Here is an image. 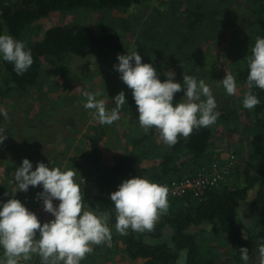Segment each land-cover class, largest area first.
I'll return each mask as SVG.
<instances>
[{
  "label": "trees",
  "instance_id": "16d2710c",
  "mask_svg": "<svg viewBox=\"0 0 264 264\" xmlns=\"http://www.w3.org/2000/svg\"><path fill=\"white\" fill-rule=\"evenodd\" d=\"M148 1L0 0V33L6 32L15 39L24 42L26 47L31 50L34 61L30 69L23 75H17L13 71L12 64L0 61V72L8 77L6 85L9 91H18L28 96L33 91H36L35 94L40 93L42 85L39 76L44 70V58L60 59L66 55L85 58L96 53H117L118 55L126 49L117 27L112 25L90 27L81 22L50 26L44 31L41 39L32 43L26 42L24 36L28 35L33 29L32 27L40 20L49 17L52 13L66 14L82 9L126 12ZM182 2L183 5L188 3L187 0ZM189 2H192V6L191 9L190 7L184 9L185 19L181 14L178 17V20L184 24L180 35L177 36L175 33V37L171 35L170 38H166V35L160 37L155 33L157 31L147 34L146 25L153 27L157 24V19L150 17L147 19L145 27H141L139 30L141 31L139 33L142 34L143 31L142 35L146 33L147 36L144 40H139L140 37L135 39L134 47L141 55L142 63L152 64L161 82L166 79L164 75L167 72L166 68L171 65L176 68L179 66L175 56L178 52H184L185 44L189 40L192 41V50H199L198 45L202 42L206 43L211 40L219 42L218 40H221L227 31L239 36L242 33L240 30L244 31L245 29L244 26H240L239 30L236 27L237 24L234 26L227 23L229 21L225 18H228L232 13L236 14V11L226 12L224 9H212L209 2L203 0H189ZM245 2L255 4L257 27L253 31L252 38L244 41V56L242 57L241 53L235 56L238 60L232 69L237 84L245 88L244 94L248 91L245 83L248 74L247 57L251 54V48L256 38L264 37V0H260L258 3H254V0H245ZM172 17L173 15H170L166 19L171 21ZM227 24H230L231 27H227ZM191 33L193 36L190 35ZM199 36L204 37L200 38ZM193 62L196 61L193 60ZM199 66H195L185 74L199 79L202 73L198 69ZM55 71L60 73L61 67H57ZM175 82L182 83L183 75H179ZM254 92L260 99V104L254 110L230 107L231 100L223 99L217 105L220 116L215 125L194 130L189 138H179L175 146L166 147V149L163 148L162 143L158 142V133L154 129L145 134L139 127L136 119L138 117L137 107L131 90L125 92L127 103L122 107L121 118L118 121L126 125V131L129 134L128 141L132 146L131 151L122 156H115L109 164L104 159H100L99 149L105 131L101 125L96 130V136L89 134L84 137V141H80L82 145H88H84V149H81L78 155L69 157V162L74 170L91 168L100 176L96 192L84 197V201L86 205L88 203L87 207L90 209L110 216L111 231L115 228L116 220L110 194L116 191L118 185L124 180L139 176L159 184L175 179L179 180L191 172L194 174L195 171H186L185 169L182 172L178 171L179 167L188 165L197 171L200 167L209 165L213 159L212 156L215 155V144L227 135L238 137L234 154L242 153L244 149L248 152L242 167L237 163L233 165L229 175L217 186L207 187L203 195L194 197L188 194L168 200V211L160 215L152 230L153 236H148L158 238L166 231L170 234L169 241L149 242L146 241V237H148L146 234L129 231L127 235L113 236L107 252L113 251V255H115L120 251L133 263L141 261L140 264H177L182 256H184L185 264H212L211 260L201 253L196 238L190 233L191 228L201 226L203 223H213L214 231L224 234L225 240L231 248L238 250L237 253L240 248L249 250L248 243L252 239L264 242V118L261 117V114L264 113V91L254 89ZM182 98L183 92L177 93L174 96V103ZM242 101L243 99L241 105ZM240 112L245 117L244 122L239 117ZM75 133H78V129L71 135L72 138ZM10 143H5V147L2 149L4 152L10 150L12 147L9 146ZM70 143L72 144L74 141ZM17 157H13V160L19 162ZM181 158L184 160L180 161ZM155 160L158 161L154 163ZM22 161L23 158H21L19 166ZM10 166L9 160L0 157V168H3L0 174L7 176V180L13 182L11 172L16 169V166L15 164L12 165L15 168ZM85 173L87 170L79 172L78 176L82 177ZM10 181L8 183L7 181L0 182V201L3 199L2 193L11 186ZM254 187H257V192L250 206L257 208L258 211L255 215V226L246 232V226L238 219L237 209L242 202L248 199L249 192ZM243 232L246 233L245 236ZM30 264H40L39 258L34 257Z\"/></svg>",
  "mask_w": 264,
  "mask_h": 264
},
{
  "label": "rangeland",
  "instance_id": "374dc122",
  "mask_svg": "<svg viewBox=\"0 0 264 264\" xmlns=\"http://www.w3.org/2000/svg\"><path fill=\"white\" fill-rule=\"evenodd\" d=\"M182 1L185 0H149L126 12L118 10L82 9L66 14L52 13L49 17L40 20L34 25L30 33L25 35L24 38L29 43L38 41L48 27L65 25L71 22H81L90 27L112 25L117 27V30L121 33V39L126 47L125 51L118 55H126L127 52L137 50L134 47V42L137 37H140L138 38L139 40H144L147 34H152L154 31H157L155 33L160 37L166 35V38H170L171 35L174 36L175 33L177 36L180 35L184 24L178 20V17L181 14V16L184 15L182 18L185 19L184 9L189 7L191 9L192 6V2H189V0H187L189 4L184 3V5ZM203 1L209 2L211 8L215 10L224 9L226 12L236 11V14L232 13L225 19H228L229 22L227 23H231L234 26L237 24L236 27L239 30L241 28L240 26H244V31L240 30L242 33L239 36L227 31L224 37L218 40L219 42L211 40L206 43H200L198 45L199 50H192V41L189 40L185 44L186 49L184 52H178L175 56L179 66L176 68V66L171 65L165 70L167 72L173 71L176 79L179 75H184L195 66L200 65L198 69L202 73L199 79H203L211 86L217 105L223 99H230V107H242L241 100L243 99L245 91L243 86L238 85L237 94L229 96L225 94L222 87L217 86L216 82L221 81L225 77L226 72L232 73L233 65L238 60L235 57L237 54L241 53V56H244V41L252 38L253 31L257 27L255 4L247 3L245 0ZM258 2L260 0H254V3ZM201 7L204 9L202 4ZM170 15H173L171 21L170 19H166ZM150 17L156 18L157 24L153 27L151 25H146L145 27L147 19ZM141 27H145L148 33H144V35H142L143 31L142 34L139 33L141 32L139 31ZM227 27H231V25L227 24ZM190 35L193 36V33ZM118 55L117 53H96L85 58L72 55H66L60 59L44 58V70L39 76L41 77L42 91L37 94H35L36 91H33L30 96L18 91H9L6 85L8 77L3 72H0V111L7 112V117L0 116V129H3L0 135L7 137L3 144H0V157L8 159L7 157L9 156H18L19 162L21 158H26L32 162L33 170H35L38 162H42L45 165L49 163L50 168L57 167L50 163L56 157L62 165L67 158L74 154L77 155L81 149L83 150L84 145L87 146L88 144L82 145L80 141H84V137L89 134L96 136V132L92 128V123L94 124L95 121L92 120L90 112L84 108L86 100L81 93V89L92 93L99 92L100 96L98 99L105 100L108 109L115 107L112 100L116 95L121 91H130L119 79V74L113 69V65L118 63ZM193 60L197 63L193 62ZM57 67H61L60 73L55 71ZM239 117L244 122L245 117L241 115V112L239 113ZM261 117L264 118V113L261 114ZM87 125L89 127L88 130L86 129ZM103 127L105 131L101 142V150L99 149V156L100 159H104L109 164L110 159L115 157V155L111 157L114 151L113 149L111 150V147L119 148L118 156H122L131 151L132 146L128 141L129 134L126 131V125L122 124L121 121H117L110 126L103 125ZM77 129L78 134L75 133L72 138L71 135ZM77 138L80 140L76 142ZM120 138L123 140L120 141ZM71 141H74V143L71 144ZM6 142H11L9 146L11 145L12 147H10V150L4 152L2 149L5 147ZM237 142L238 137L232 135H227L221 141L217 142L214 147L215 155L212 156L213 159H211L210 164L212 161L215 163L226 161V158L233 154L235 156L234 165L237 163L242 167L245 162L244 160L247 158L248 151L244 149L242 153L234 154ZM166 147L163 145L164 149ZM108 149L110 151H107ZM67 150H69V157L66 156L64 159L60 158L65 157L64 153ZM183 160L184 158H181L180 161ZM156 161L158 160H155L154 163ZM64 165H69L68 161L62 167ZM183 169L195 172L199 170H193L192 166L187 165V167L180 166L178 171L182 172ZM0 171H3L2 167ZM191 173L185 176L193 175V172ZM3 176L0 174V182L5 183L7 181L8 183L10 180H7V176ZM80 179H83L84 185H86H83L84 197L96 192L100 180V176L96 171L88 168L87 173L80 177ZM13 182L10 181V183L14 184ZM12 184L11 186H14ZM10 191L9 189L4 191L7 197H11V195H8ZM256 192L257 187H254L249 192L248 199L242 202L237 209L238 219L246 226V232L250 229L252 230L255 226V215L258 209L251 207L250 204ZM26 193H33V191L28 190ZM32 195L34 193L31 195L21 194V200ZM86 206H88V203ZM214 230L215 225L213 223H203L201 226L190 229V233L196 238L195 240L201 253L206 255V258L211 260L212 264H243V261L240 259V252L237 253V249L230 247L229 243L225 240L224 234ZM244 232L243 234L245 236L246 233ZM143 234L153 236L154 233L151 231ZM169 240L170 234L166 233V231L158 238L146 237V241L154 243ZM261 243L264 242L257 239H252L248 243V253L250 255L249 264H258L256 249ZM97 246L101 249L99 253L89 254L90 257L87 255L81 261V264L141 263V261L131 262L120 251L115 255H113V251L107 252L109 244ZM177 264H185L184 256L180 258Z\"/></svg>",
  "mask_w": 264,
  "mask_h": 264
},
{
  "label": "clouds",
  "instance_id": "9594fccd",
  "mask_svg": "<svg viewBox=\"0 0 264 264\" xmlns=\"http://www.w3.org/2000/svg\"><path fill=\"white\" fill-rule=\"evenodd\" d=\"M0 61L12 64L17 75L26 73L34 63L25 43L6 32L0 33ZM117 61L113 69L131 90L138 112L136 119L145 134L154 129L158 142L171 148L179 138L187 139L194 130L216 124L220 116L216 98L203 79L184 74L183 82L179 83L175 82V73L169 71L161 82L156 69L152 64L142 63L137 50L118 55ZM247 72L248 91L243 96L242 107L252 111L260 104L254 89L264 91V37H257L251 48ZM216 83L226 95L234 96L238 92L236 77L231 72H226ZM180 92L183 98L174 103V96ZM81 93L86 100L84 108L96 123L110 126L121 118V109L127 103L124 91L114 97L112 109L106 107L105 100L98 99L99 92L81 89ZM0 116L7 117V112L0 111ZM6 138L0 135V144ZM75 175L71 169L50 168L42 162L33 170L32 162L23 159L14 171L12 195L27 192L30 186L42 187L37 199L53 219L42 223L18 199L0 201V264H30L34 257L39 258L40 264H81L94 246L110 244V216L86 206L81 186L74 181ZM168 194L167 186L139 176L124 180L110 194L115 230L120 235L129 231L151 232L160 215L168 211ZM239 252L243 264H249L248 249L240 248ZM256 259L258 264H264V243L257 247Z\"/></svg>",
  "mask_w": 264,
  "mask_h": 264
},
{
  "label": "built area",
  "instance_id": "2783aa9c",
  "mask_svg": "<svg viewBox=\"0 0 264 264\" xmlns=\"http://www.w3.org/2000/svg\"><path fill=\"white\" fill-rule=\"evenodd\" d=\"M88 128L89 127L87 125L86 129L88 130ZM79 140L80 139L77 138L76 142ZM69 150H67L65 152L66 153L65 158H66V156L69 157L68 156ZM58 157H60V156H58ZM7 158H8L7 160H9V162L11 164L12 163L15 164V162L12 160L11 156H9ZM60 158H62V157H60ZM234 158L235 157L233 155H229L226 158V161L224 160L223 162H217V163L212 162L211 164L207 165L206 167L199 169L198 172H195L191 176H184L183 178H181L179 180L175 179V180L169 181L167 183H159V184L167 186V188L169 190V194L167 197L168 200L174 199V198H180V197H183V196L188 195V194L193 195L194 197H199V196L203 195V193L207 189V187H209V186L215 187L221 181H223L225 179V177L229 174L230 170L232 169V167L234 165ZM68 159L69 158H67L63 164H66ZM55 162L56 163L58 162L57 157L55 158ZM62 165L58 166V167L64 168L65 165L63 167H62ZM74 181L81 186L82 193H83V188H84L83 179H80V177L78 175H75ZM42 190H43L42 187L37 186L36 192H34V195H32L30 197H25L23 200H21V202H22V204L25 205V207L27 209L34 212L38 216L40 221L42 223H44L50 219H53V217H51L50 214L45 213L43 211L42 201L37 199V193L41 192ZM58 203H59L58 201H54V204H58Z\"/></svg>",
  "mask_w": 264,
  "mask_h": 264
},
{
  "label": "crops",
  "instance_id": "0c3cea01",
  "mask_svg": "<svg viewBox=\"0 0 264 264\" xmlns=\"http://www.w3.org/2000/svg\"><path fill=\"white\" fill-rule=\"evenodd\" d=\"M92 123V122H91ZM95 124V125H94ZM94 124L92 123V127H93V131L94 132H96V128H99L101 125L100 124H98V123H96V122H94ZM121 140H123L122 138H120V141ZM101 147H102V144H101ZM101 147H100V150H101ZM110 147V146H109ZM114 150L112 153L113 154H111V157H113L114 155L115 156H118V149L119 148H116V147H111V150ZM107 151H110V149H108ZM79 154V153H78ZM77 154V155H78ZM65 155H66V153H65ZM75 155V154H74ZM12 157V160H13V156H11ZM63 158H65V157H62V159ZM14 162H15V166H16V168H18V164H19V162L16 160H13ZM53 162H50L51 164H54L55 166H61V164H60V162L58 161L57 163L54 161V160H52ZM110 162H112V159H110ZM68 163H69V165H65V167L64 168H61L62 170H67V169H71V170H73L75 173H76V175H78L79 174V172H85L88 168H83L82 170H74L73 168H72V166H71V162H69V159H68ZM49 163H47V165H48ZM12 165H14V164H11V167H14V166H12ZM15 168V167H14ZM14 171L15 170H12V177H14ZM14 181V180H13ZM12 184V183H11ZM12 185H14V184H12ZM9 190H11L10 191V193L8 194V195H11V197L9 196V197H7L6 196V192H4L3 193V195H4V197H3V199H2V201L3 202H6L8 199H11V198H15V199H18V200H20L21 201V194H26V195H31V194H33L34 192H36V187L35 188H33V187H31L30 186V188H29V190L30 191H33V193H26V192H18V193H16L15 194V197H13V195L12 194H14V186H9V188H8ZM20 197V198H19ZM115 235H119V233L115 230V228L111 231V238L113 237V236H115ZM38 238V237H37ZM102 246V245H101ZM101 249H99V246H94V250H93V252L91 253V254H93V253H99V251H100ZM110 252V251H109ZM131 261V260H130ZM131 262H133V261H131Z\"/></svg>",
  "mask_w": 264,
  "mask_h": 264
}]
</instances>
